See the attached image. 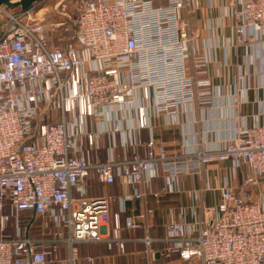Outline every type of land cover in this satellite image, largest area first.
Listing matches in <instances>:
<instances>
[{"label":"built area","instance_id":"2783aa9c","mask_svg":"<svg viewBox=\"0 0 264 264\" xmlns=\"http://www.w3.org/2000/svg\"><path fill=\"white\" fill-rule=\"evenodd\" d=\"M38 3L0 7V264H96L82 258L79 245L103 239L112 203L143 200L159 169L170 188L183 175L228 161L250 167L243 187L225 183L213 216L167 224V253L200 264H264V199L249 189L264 178V125L236 122L200 141L186 128L178 154L142 141V130L161 115L187 114L190 126L195 122L197 75L209 63L205 56L193 71L188 61L198 0H75V16L57 7L68 18L49 23ZM235 3L234 41L248 44L258 65L264 0ZM209 94L204 100L219 95L216 88ZM107 137L102 161L98 149ZM118 146L136 148L120 157ZM96 180H121L131 190L95 196ZM127 225L145 228L151 258V226L133 217ZM115 228L124 250L118 214Z\"/></svg>","mask_w":264,"mask_h":264},{"label":"crops","instance_id":"0c3cea01","mask_svg":"<svg viewBox=\"0 0 264 264\" xmlns=\"http://www.w3.org/2000/svg\"><path fill=\"white\" fill-rule=\"evenodd\" d=\"M235 2L238 0H198L199 8L193 16L195 35L188 44V61L193 71H196L195 62L205 56L209 58V63L205 73L197 75L195 122L190 126L189 121L192 120L188 119L187 114L179 118L161 115L152 121L149 128L142 130L144 143L154 139L168 153L178 154L185 142L186 128L191 127L196 141H200L218 138L223 134L225 126L232 123L264 125V56H260L258 65H252L251 47L234 41L230 5L236 4ZM208 43L215 44V50L207 48ZM214 88L219 95L215 99L204 100ZM208 129L214 131L207 134ZM117 142L119 143L118 137ZM110 145V137L100 143L98 155L102 161L108 158ZM135 148L131 146L125 150L118 146L116 153L120 157L125 154L132 156ZM138 148L144 156L146 146ZM250 173L247 165L235 168L229 161L212 163L202 173L183 175L167 188L165 174L159 169L158 172L150 174L149 186L143 188L147 191L143 200L117 201L111 204L108 218L103 222V239L81 243L80 254L83 259L87 256L94 257L96 264H200L199 261H184L179 255L167 253V224L173 221L193 223L213 216L214 207L221 199L222 186L228 183L242 188L244 178ZM251 187L249 189L253 197L264 199V178L258 185ZM127 190L131 188L124 186L121 180L115 184H103L96 180L93 181L91 192L95 196H111L121 195ZM152 192H159L160 196L155 198ZM150 208L154 209L152 213H146L147 216L143 219L138 217ZM116 214L119 215V239L124 242V250H120L118 239H115ZM129 217L151 226V235L155 238L151 258L148 257L146 245L142 241L146 234L145 228L129 227ZM61 254H66V248H63Z\"/></svg>","mask_w":264,"mask_h":264},{"label":"rangeland","instance_id":"374dc122","mask_svg":"<svg viewBox=\"0 0 264 264\" xmlns=\"http://www.w3.org/2000/svg\"><path fill=\"white\" fill-rule=\"evenodd\" d=\"M61 0H41L37 4V8H43L44 14H45V20L46 22H56L63 19H67L68 15L75 16V0H64L63 3L58 5V3ZM63 4H66L65 6ZM5 7V6H4ZM57 7L59 11H65L67 14H62L57 12ZM3 13L0 14V26L3 23ZM66 35H69V33H66ZM252 188V187H251ZM254 191V188H253Z\"/></svg>","mask_w":264,"mask_h":264},{"label":"water","instance_id":"95a60500","mask_svg":"<svg viewBox=\"0 0 264 264\" xmlns=\"http://www.w3.org/2000/svg\"><path fill=\"white\" fill-rule=\"evenodd\" d=\"M39 1L41 0H0V7L5 6L10 10H15L17 8L26 9Z\"/></svg>","mask_w":264,"mask_h":264}]
</instances>
